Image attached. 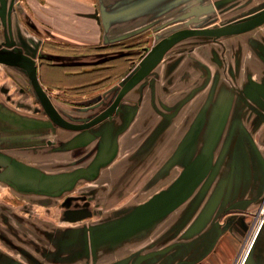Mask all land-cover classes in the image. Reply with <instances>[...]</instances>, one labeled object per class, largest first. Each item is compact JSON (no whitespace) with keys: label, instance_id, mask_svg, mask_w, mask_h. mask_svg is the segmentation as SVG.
Instances as JSON below:
<instances>
[{"label":"rangeland","instance_id":"obj_1","mask_svg":"<svg viewBox=\"0 0 264 264\" xmlns=\"http://www.w3.org/2000/svg\"><path fill=\"white\" fill-rule=\"evenodd\" d=\"M34 1L0 0V53L29 58L0 74L24 77L46 136L0 133L21 136L0 155V264H263L264 24L180 40L87 130L51 121L30 71L86 48L91 72L45 92L63 119L85 123L171 34L244 20L264 1L97 0L88 44L59 37Z\"/></svg>","mask_w":264,"mask_h":264},{"label":"crops","instance_id":"obj_2","mask_svg":"<svg viewBox=\"0 0 264 264\" xmlns=\"http://www.w3.org/2000/svg\"><path fill=\"white\" fill-rule=\"evenodd\" d=\"M260 1L263 2L264 0H258V2ZM32 4L35 6L37 12L41 11V13L44 12L54 15L51 17L52 21L50 26L55 29L59 37L66 39L70 38L76 44H88L91 42L89 40L93 39L94 36L91 35L93 33L90 32L89 28L91 30L100 31V25L92 18V15L97 9V0H35ZM42 17L43 19L45 18L44 15H42ZM57 18H59L60 21H56ZM45 21L47 24L50 22L48 19H45ZM67 21L72 24L66 26ZM60 28H62V30H59ZM87 33H89V35H87ZM83 53H85L83 54L84 57H75L70 53H66L63 56H61L60 53H51V62L49 53L44 55L47 58L38 62L36 73L38 82L43 90L48 93L66 92V89L69 90L75 85L71 83H74L77 76L81 77L87 74V72H91L85 69V67H87L86 48ZM105 57L108 56L101 54L97 55L98 60ZM70 67L75 69L82 67L83 71H71ZM3 73L0 74V133L6 132L7 130L9 131L13 128L24 130L30 135H24L23 142L27 144L25 141L28 140L29 144L38 145L46 136L42 130V123H44L43 116H41L38 109H36L33 95L30 93L22 75L12 76L10 73H4V75ZM70 79L72 81L71 83L69 82ZM24 92L27 94L30 101L21 104L19 100ZM20 142L21 136L4 139L1 134L0 155H7L9 153L7 149L14 145H18ZM0 184L3 186L5 185L3 181H0ZM7 186L10 187V184ZM15 213L16 212H14V214ZM11 216L12 215L9 214L10 218ZM261 251H263L261 254L264 257V247ZM3 252L5 253V251ZM202 264L215 263L206 260Z\"/></svg>","mask_w":264,"mask_h":264},{"label":"water","instance_id":"obj_3","mask_svg":"<svg viewBox=\"0 0 264 264\" xmlns=\"http://www.w3.org/2000/svg\"><path fill=\"white\" fill-rule=\"evenodd\" d=\"M262 24H264V9L256 12L248 18H245L244 20L228 25H223L215 28L185 29L171 34L165 39L163 43L160 44L157 49H155L150 54V56L140 66L136 68V70L130 75V77L121 85V88L116 94L111 105L100 114L85 123H72L63 119L52 106L49 98L47 97V94L39 84L35 71L31 70L30 73L33 89L45 114L51 119L54 124L61 128L73 131L87 130L109 118L115 112L121 100L127 95V93H129L141 81H143L161 62L165 54L180 40L194 36L223 37L237 35L248 32ZM28 60L29 58L27 56L19 52L10 54L0 53V63L3 64H11L14 62L26 63Z\"/></svg>","mask_w":264,"mask_h":264},{"label":"flooded vegetation","instance_id":"obj_4","mask_svg":"<svg viewBox=\"0 0 264 264\" xmlns=\"http://www.w3.org/2000/svg\"><path fill=\"white\" fill-rule=\"evenodd\" d=\"M19 53H20V52H19ZM109 106H110V105H109ZM109 106H108V107H109ZM108 107H107V108H108ZM107 108H106V109H107ZM104 110H105V109H104ZM104 110H103V111H104ZM96 116H97V115H96ZM91 119H92V118H91ZM91 119H90V120H91ZM105 120H106V119H105ZM100 123H101V122H100Z\"/></svg>","mask_w":264,"mask_h":264}]
</instances>
